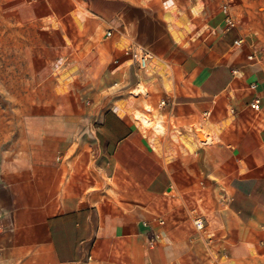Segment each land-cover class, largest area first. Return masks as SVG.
<instances>
[{"label": "crops", "instance_id": "obj_1", "mask_svg": "<svg viewBox=\"0 0 264 264\" xmlns=\"http://www.w3.org/2000/svg\"><path fill=\"white\" fill-rule=\"evenodd\" d=\"M230 16L0 0V264H264V55Z\"/></svg>", "mask_w": 264, "mask_h": 264}, {"label": "rangeland", "instance_id": "obj_2", "mask_svg": "<svg viewBox=\"0 0 264 264\" xmlns=\"http://www.w3.org/2000/svg\"><path fill=\"white\" fill-rule=\"evenodd\" d=\"M230 10L237 23L251 34L261 46L264 55V0H228ZM7 25L0 19V72L7 68ZM5 102V95L0 96ZM150 120V117H146Z\"/></svg>", "mask_w": 264, "mask_h": 264}, {"label": "built area", "instance_id": "obj_3", "mask_svg": "<svg viewBox=\"0 0 264 264\" xmlns=\"http://www.w3.org/2000/svg\"><path fill=\"white\" fill-rule=\"evenodd\" d=\"M227 21H228L229 27H233L236 24V21L234 20V16L228 17ZM108 34L110 35V33ZM133 53H134V57L137 63L139 64V66L141 68H145L148 64V61L151 58V54L148 51L141 49V48H136ZM261 105L262 103L259 98H256L252 103V107L255 111H259L261 109ZM194 224L198 232L207 233V225L205 224V221L203 220L201 216H197L196 218H194Z\"/></svg>", "mask_w": 264, "mask_h": 264}]
</instances>
